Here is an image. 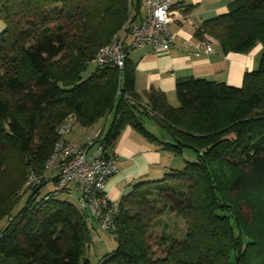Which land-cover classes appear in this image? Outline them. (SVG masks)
Returning <instances> with one entry per match:
<instances>
[{
    "label": "trees",
    "instance_id": "16d2710c",
    "mask_svg": "<svg viewBox=\"0 0 264 264\" xmlns=\"http://www.w3.org/2000/svg\"><path fill=\"white\" fill-rule=\"evenodd\" d=\"M142 3L0 0V93L9 94H0V223L7 222L0 230V264H92L88 215L58 200L59 192L41 190L54 185L44 173L57 126L68 119L70 132L74 122L88 128L110 113L107 131L92 139L106 147L130 126L181 153L191 130L186 125L206 131L192 137L197 142L187 147L192 159L183 169L170 167L158 180L135 182L121 196L109 231L117 246L96 264H264V0H232L225 13L195 29L197 36L214 37L223 52H247L260 43L258 68L244 74L240 87L178 77L177 108L153 88L147 107L137 103L128 54L122 69L94 60L128 21L140 19ZM170 3V10L181 7L186 14L192 8L183 0ZM52 20L59 21L56 27ZM90 63L93 70L84 76ZM144 114L163 138L145 129ZM30 172L39 179L35 184L26 182ZM22 194L24 205L14 213ZM164 212L183 215L189 230L183 241L162 237L163 254L154 256L146 236L150 215Z\"/></svg>",
    "mask_w": 264,
    "mask_h": 264
},
{
    "label": "crops",
    "instance_id": "0c3cea01",
    "mask_svg": "<svg viewBox=\"0 0 264 264\" xmlns=\"http://www.w3.org/2000/svg\"><path fill=\"white\" fill-rule=\"evenodd\" d=\"M183 1L192 4L189 13L183 12L181 7H172L167 17L172 37L170 47L154 48L152 45L146 44L132 49L128 53L131 63L134 64L135 91L139 96L137 103L144 107L148 106L147 93L153 88L162 91L168 104L177 108L179 106L178 101L177 105L173 106L168 98L176 96L175 80L178 77H212L215 81L217 79L228 85L240 87L244 74L253 71L259 65L258 56L263 52V46L260 43H257L247 52H223L219 42L214 37L206 33L200 36L195 34L196 27L203 20L225 13L228 3L232 0ZM174 2L172 0L173 4ZM202 43H209L212 51L210 53L204 52L201 48ZM142 122L144 123L143 119ZM96 125L82 130H89ZM103 131L105 132L103 129L96 128L94 132L87 134L86 140L73 143L85 145L100 133H104ZM155 133L156 131L153 132L154 135ZM136 135L145 139L133 128L126 126L120 132L115 144L110 147L117 156L116 163L118 162L117 172L107 180L104 187V193L110 200L118 202L131 185L138 181L139 177H150L149 175L157 168L170 167V165L166 166L167 162L163 158L166 151L160 150V147L155 143L150 142L149 145H145L140 141L133 140L132 137L137 138ZM159 135L160 132L155 136L161 138ZM95 148L96 144H93L88 153H92ZM123 156L127 161L120 163Z\"/></svg>",
    "mask_w": 264,
    "mask_h": 264
},
{
    "label": "built area",
    "instance_id": "2783aa9c",
    "mask_svg": "<svg viewBox=\"0 0 264 264\" xmlns=\"http://www.w3.org/2000/svg\"><path fill=\"white\" fill-rule=\"evenodd\" d=\"M171 0H143V14L138 21H128L111 41L97 50L94 60L102 66L122 69L130 50L146 44L154 48H167L172 43L167 17ZM202 50L212 51L209 43H202ZM71 123L62 121L56 128L57 140L45 167L54 171L51 190L54 194L74 184L77 190L78 208L97 220L102 229H115L117 203L104 193L106 181L117 172V156L110 147L103 143H94L96 148L88 153L93 142L87 145L65 140L70 132ZM33 172L28 174L27 184L39 181ZM115 204H114V203Z\"/></svg>",
    "mask_w": 264,
    "mask_h": 264
},
{
    "label": "rangeland",
    "instance_id": "374dc122",
    "mask_svg": "<svg viewBox=\"0 0 264 264\" xmlns=\"http://www.w3.org/2000/svg\"><path fill=\"white\" fill-rule=\"evenodd\" d=\"M173 1L177 2L176 0H173ZM141 13H143L142 7H141ZM52 21H54V20H52ZM57 23H59L58 20L52 22L50 25L56 27ZM4 28H5V25L2 21V19L0 18V32H2L4 30ZM121 30L122 29H120L119 31H121ZM103 46H101V47H103ZM261 55H262V53L258 56V60L260 59ZM58 59L59 58H57V60ZM93 67H94V64L90 63L88 66V69L84 72L83 75L87 76V75L91 74ZM257 68H258V65L255 67L254 70H256ZM204 79L214 80V78H212V77L204 78ZM216 81L220 82V80H217V79H216ZM0 94L1 95L6 94V96H9V94H7V92L6 93L1 92ZM168 99L173 106L177 105L176 96H171ZM112 118H113V114L110 113L108 116L101 118L97 123H95L97 125L93 126V128H91L89 130L88 129L82 130L81 126H79L77 123L74 122L72 125V131L70 133L66 134L65 140L70 141L72 143L75 141L76 142H82L83 140H86L87 134L89 135L90 133L94 132V130L96 128L103 129L106 132L108 127H109V124L112 121ZM141 118L144 120L145 125H143V126L145 127V129L147 131H149L152 134L154 131H156V133H155L156 136L160 132L159 136L161 138H163V135L165 133H163V131L157 126V124L154 122V120L152 118H149L145 114L142 115ZM214 119H215V116L212 115L210 117V121H213ZM105 120H106V122H105ZM105 126H106V129H104ZM186 126H190L191 130L189 129V131H187L188 133L187 134L185 133L186 137L183 138L182 142H184L185 143L184 145H186L188 147V146H192L193 142H197V141H194L192 139V137L193 138H196V137L200 138L201 133L203 131L205 132L206 130L204 129V127H200V129L198 131V130H196V128H198L199 126L198 125L195 126V124H191V123L189 125H186ZM206 129L209 132L212 129V126H211V128L208 126V128H206ZM204 132H203V134H204ZM136 137L137 138L132 137V139L136 140V141H140V143L145 144V145L150 144V141L147 140L146 138L144 139L143 137L137 136V135H136ZM91 142H92V140H91ZM146 147H148V146H146ZM187 147L183 148L181 153H178V151L171 152V151H168L165 148H163V146H162V148L160 147V150H162L163 152L166 151V153L164 154V157H163L164 161L167 162L166 166L170 165V167L174 168V170L183 169V167L185 166V162H186L184 160H187V162H189L192 159L191 152H190V150L187 149ZM125 161H127L126 158L124 156L121 157L120 163L125 162ZM117 164H118V162H117ZM170 167H165V168L159 167L156 169V171H153L151 173V175H149L150 177H148V176L139 177L137 179L138 181H135V182L144 181L147 178H151L149 180H158V179L162 178L166 172H168V169ZM53 173H54V171L51 170V168H49V170L47 169L44 174L45 175L49 174V176H50ZM223 177L226 178V176H224V175H223ZM27 178H28V175H27ZM50 186H51V183H50V185H49V183H47L46 186L41 190V192L45 193L46 191L51 190ZM25 199H26V194H22V198H21L20 202L17 204V206L15 207V209L13 211L14 213H17L22 208V206L24 205ZM57 199L61 200V201H68L75 206L77 205V195H76L74 188L72 189L70 194H68L64 191L58 193ZM147 201H150V198H145V202H147ZM116 203H117V205L115 203L114 204L116 207V216H117L118 202H116ZM127 206H129V201L126 202L125 207H127ZM129 212H130V215L133 214L132 210H130ZM150 216L152 218H150V226L148 227V231H147L146 236L148 237V243L150 245V251L153 252L154 256H161L163 254V249L165 248L166 244L165 243L163 244L161 242L162 237L168 236V237L175 239L176 241L185 240V238H186L185 234H186L187 230H189V229H188V226L186 225V219L183 218L184 217L183 215L181 216L179 214H174L172 212H164L160 216H154V215H150ZM87 219H88L87 223L89 224L90 231H91L92 241H91V244L89 246V250H87L86 255L92 264H96L104 254L113 251L116 248L117 243H116V240H115L114 236L112 235V233L109 232L108 230L102 229L99 226L97 220L92 219L90 216H88ZM261 221H262V219H261ZM114 222H115V220H114ZM6 224H7L6 221H2L0 223V230H2V228H4Z\"/></svg>",
    "mask_w": 264,
    "mask_h": 264
},
{
    "label": "bare ground",
    "instance_id": "6f19581e",
    "mask_svg": "<svg viewBox=\"0 0 264 264\" xmlns=\"http://www.w3.org/2000/svg\"><path fill=\"white\" fill-rule=\"evenodd\" d=\"M66 189L70 190V189H72V187L69 185V186H67V188H66Z\"/></svg>",
    "mask_w": 264,
    "mask_h": 264
}]
</instances>
